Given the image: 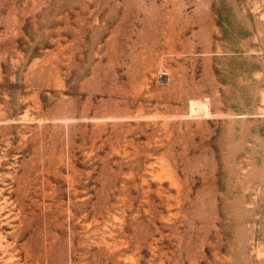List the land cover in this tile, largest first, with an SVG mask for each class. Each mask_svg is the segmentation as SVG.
Wrapping results in <instances>:
<instances>
[{"label":"rangeland","instance_id":"1","mask_svg":"<svg viewBox=\"0 0 264 264\" xmlns=\"http://www.w3.org/2000/svg\"><path fill=\"white\" fill-rule=\"evenodd\" d=\"M0 264H264V0H0Z\"/></svg>","mask_w":264,"mask_h":264},{"label":"crops","instance_id":"2","mask_svg":"<svg viewBox=\"0 0 264 264\" xmlns=\"http://www.w3.org/2000/svg\"><path fill=\"white\" fill-rule=\"evenodd\" d=\"M135 3H138V2L132 1V2H131V5H133V7H134V6L139 7V4H135Z\"/></svg>","mask_w":264,"mask_h":264}]
</instances>
